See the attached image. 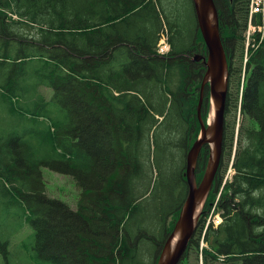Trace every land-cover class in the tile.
<instances>
[{
    "label": "trees",
    "instance_id": "1",
    "mask_svg": "<svg viewBox=\"0 0 264 264\" xmlns=\"http://www.w3.org/2000/svg\"><path fill=\"white\" fill-rule=\"evenodd\" d=\"M214 1L230 69L223 154L204 214L234 152L235 174L203 263L264 264V40L245 62L249 0ZM191 3L0 0V228L16 235L29 223L34 262L156 264L187 196L186 153L201 129L206 69L192 58L207 50ZM165 30L172 50L160 56ZM200 153L198 181L209 147ZM43 167L75 179V209L48 195ZM204 222L180 264L193 251L199 264Z\"/></svg>",
    "mask_w": 264,
    "mask_h": 264
},
{
    "label": "water",
    "instance_id": "2",
    "mask_svg": "<svg viewBox=\"0 0 264 264\" xmlns=\"http://www.w3.org/2000/svg\"><path fill=\"white\" fill-rule=\"evenodd\" d=\"M191 4H193L198 29L201 31L208 50L206 58L200 55L193 58V61L197 62L203 59L204 66H206L197 115L201 122V131L198 139L186 153L187 196L175 227L165 241L156 264H180L183 260L204 213L211 189H213L223 151L222 139L224 138L227 89H229V66L221 40L219 13L214 0H192ZM207 85H209L211 103L208 126L205 125L201 116L204 102L203 90ZM206 145L210 148L209 157L204 165L202 180L198 182L196 179L197 165L200 152Z\"/></svg>",
    "mask_w": 264,
    "mask_h": 264
},
{
    "label": "rangeland",
    "instance_id": "3",
    "mask_svg": "<svg viewBox=\"0 0 264 264\" xmlns=\"http://www.w3.org/2000/svg\"><path fill=\"white\" fill-rule=\"evenodd\" d=\"M21 103V102H16ZM3 117V108L0 112V118ZM35 139H40V136H36ZM179 157H184L183 153H180ZM154 154L151 156V162L148 164L151 166L150 168H154ZM158 158H156V161ZM232 161V160H231ZM231 161L228 164L225 175L227 174ZM155 169V168H154ZM156 170V169H155ZM43 177L45 180V185L47 188V193L50 197L58 198L64 202H66L72 209H75L77 200L80 195V188H78L75 183V179H73L70 175H64L61 173H57L49 169L48 167L42 168ZM155 174H158V171H155ZM154 174V175H155ZM211 217V214L208 215L207 221ZM20 231V230H19ZM18 231V232H19ZM34 234L33 229L29 223H26L24 229L17 233L16 235L11 233V230H7L5 228H0V242L6 245V254L0 249V264H38L34 262L28 251L27 247H33L34 241H31V236ZM30 234L31 236L27 235ZM14 235V237H12ZM32 242V243H31ZM196 252L193 251L190 256V263H196L197 255ZM199 264H204L201 257L202 254L199 252Z\"/></svg>",
    "mask_w": 264,
    "mask_h": 264
},
{
    "label": "built area",
    "instance_id": "4",
    "mask_svg": "<svg viewBox=\"0 0 264 264\" xmlns=\"http://www.w3.org/2000/svg\"><path fill=\"white\" fill-rule=\"evenodd\" d=\"M264 13V0H252L251 1V19H252V16L255 15V14H261ZM264 20V19H262ZM255 30H257L254 26L250 25L249 26V30H248V33H247V39L250 38V36L252 35L253 32H255ZM261 30V29H260ZM263 38L262 36H260V39ZM166 51H168V46L166 44V40L163 39L161 41V44H160V50L159 52L160 53H165ZM221 218H220V215H214L212 217L209 218L208 220V224L212 223L214 224L215 226H218L220 223H221Z\"/></svg>",
    "mask_w": 264,
    "mask_h": 264
},
{
    "label": "bare ground",
    "instance_id": "5",
    "mask_svg": "<svg viewBox=\"0 0 264 264\" xmlns=\"http://www.w3.org/2000/svg\"><path fill=\"white\" fill-rule=\"evenodd\" d=\"M264 14V13H263ZM15 17V16H14ZM161 30V29H160ZM244 30V29H243ZM174 33V32H173ZM244 33V32H243ZM160 34V33H159ZM160 36V35H159ZM172 44V43H171ZM235 57H236V55H235ZM234 59V58H233ZM235 66V65H234ZM230 69V68H229ZM164 79V78H163ZM245 85V84H244ZM229 97V96H228ZM241 99V98H240ZM226 124V123H225ZM262 178H264V177H262ZM259 181V180H258ZM225 188V187H224ZM264 190V189H263ZM219 201V200H218ZM223 201V200H222ZM213 215V214H212ZM197 231V230H196ZM143 236V235H142ZM143 239V238H142ZM146 240V239H145ZM150 241V240H149ZM148 244V243H147ZM150 249V248H149ZM136 250V249H135ZM139 250V249H138ZM153 250V249H152ZM145 251V250H144ZM148 251V250H147ZM146 252V251H145ZM137 254H138V251H137ZM149 254V253H148ZM156 254V253H155ZM149 256V255H148ZM147 256V257H148ZM151 256V255H150ZM146 257V256H145ZM139 260H141L140 258H139ZM146 260V259H145Z\"/></svg>",
    "mask_w": 264,
    "mask_h": 264
}]
</instances>
